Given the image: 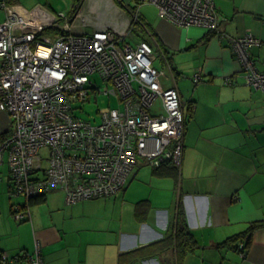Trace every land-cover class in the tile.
<instances>
[{
    "label": "crops",
    "instance_id": "1",
    "mask_svg": "<svg viewBox=\"0 0 264 264\" xmlns=\"http://www.w3.org/2000/svg\"><path fill=\"white\" fill-rule=\"evenodd\" d=\"M4 1L17 12L43 18L55 13L47 7H71L70 12L73 7V0ZM133 1L80 0L79 9L69 16L71 30L106 28L124 34L125 42L127 37L133 44L148 42L160 60L159 69L171 68V75L165 70L161 86L177 88L188 117L177 172L159 175L139 160L115 197L69 205L59 189L28 199L13 197L8 170L5 177L0 175V253L31 254L38 242L45 264H117L120 253L162 239L180 212L195 241L193 251L178 260L171 248L134 264H264V93L246 84L230 44L247 33L257 38L260 45L250 53L257 71L264 73V0H213L219 19L216 34L176 27L159 20L153 6L142 5L137 7L144 25L139 35L129 27ZM107 8H123L128 17L111 26L100 15ZM5 16L1 8L0 24ZM196 73L202 81L193 84ZM9 126V116L0 111V140L9 134ZM140 201L146 203L145 210L136 216ZM11 204H25L23 221L13 218ZM252 224L256 227L248 246L244 239L235 243L243 252L218 247ZM12 264L26 263L21 258Z\"/></svg>",
    "mask_w": 264,
    "mask_h": 264
},
{
    "label": "built area",
    "instance_id": "2",
    "mask_svg": "<svg viewBox=\"0 0 264 264\" xmlns=\"http://www.w3.org/2000/svg\"><path fill=\"white\" fill-rule=\"evenodd\" d=\"M139 2L176 27L218 32L213 0ZM0 8L6 12L0 24V111L10 119L9 134L0 140V163L7 161L12 194L28 199L59 189L70 205L113 197L139 160L151 168L179 167L186 115L177 88L161 86L171 68H156L148 42L127 43L124 34L106 28L73 33L70 14L62 12L43 18L3 3ZM137 13V7L129 13L131 22ZM230 44L246 84L264 93V73L250 53L260 41L247 33ZM200 81V74L192 76L193 84ZM101 95L118 106L100 111L98 122L81 119L83 104ZM12 216L20 222L27 215L14 206ZM21 258L45 264L38 242L31 254L0 253V264Z\"/></svg>",
    "mask_w": 264,
    "mask_h": 264
},
{
    "label": "trees",
    "instance_id": "3",
    "mask_svg": "<svg viewBox=\"0 0 264 264\" xmlns=\"http://www.w3.org/2000/svg\"><path fill=\"white\" fill-rule=\"evenodd\" d=\"M3 1L4 0L0 1V3H3ZM79 2H80V0H73V7H72V11L70 12V15L75 13V11H77L79 9V7H78ZM134 4L136 5V7L146 5L144 3L139 2V0H135ZM143 26L144 25L141 21L139 14H138L136 21L131 22L132 34L133 35L136 34L137 30L142 31ZM201 81H202V77H201ZM87 103H90V100ZM87 103H85V104H87ZM81 108H83V106ZM81 113H83V110ZM187 119H188V117L186 116L185 117V127H186ZM168 165H170V166H168ZM136 167H135V169H136ZM152 169L155 173H158L159 175H163V176H173L178 170L177 167H174L169 163H163L160 167H156V168H152ZM129 179H130V176H129L126 184L124 185L123 189L126 187ZM121 191L116 193L113 197L118 195ZM11 195L13 197H22L21 195H14L12 193H11ZM38 196H42V195L39 194L35 197H38ZM99 199H105V198H99ZM41 200H42V198H39L37 200L35 199L33 202H39ZM145 204L146 203L144 201H140V202L135 204V215L136 216H140V214H142L144 212ZM14 206H19L21 209L26 210L25 204H23L22 206H20L18 204H11V214H12V209ZM177 219L178 220L175 222V224H173L171 231H169V233L167 232L164 235V237L162 239H160L158 242L148 244L146 246L133 249L131 251L120 253L118 258H117V264H134L135 262H137L139 260L152 258L155 255L163 254L164 251L166 252V251L170 250L171 248L175 249V251L177 252L178 260H181V258L184 254L192 252L193 248H195V246H194L195 241H194L191 233L187 229L186 225L184 224L182 214L180 212H179V216ZM255 227H256V224L250 225V227L248 228L247 231H245L239 235H235V236L228 238L222 244H219L218 247L219 248L228 247L231 249L237 248V251L243 252L244 247L242 246L241 248H239V246L235 245V243H237V241H239V239H244L243 244H245V246H248L249 241H250V238H249L250 237V231L253 230Z\"/></svg>",
    "mask_w": 264,
    "mask_h": 264
},
{
    "label": "rangeland",
    "instance_id": "4",
    "mask_svg": "<svg viewBox=\"0 0 264 264\" xmlns=\"http://www.w3.org/2000/svg\"><path fill=\"white\" fill-rule=\"evenodd\" d=\"M133 3L134 1L132 2V5H134ZM47 9L52 13L55 12L53 14H58L61 12L64 14H68L70 12L71 7H47ZM104 11L105 12L100 14L102 15V20L104 23L107 22L111 26H112L113 21L120 22L121 19H127L128 17L126 10H124L123 8H120V9L119 8H107V9H104ZM150 12L155 15L154 10L151 8L149 9V13ZM86 31L90 32L91 29L88 28ZM141 32L142 31L137 30V33L134 35H139L141 34ZM130 41H132L131 38L127 37L126 42L129 43ZM159 61L160 60L157 59V61L154 63L157 69H159V67L157 66ZM93 80L98 87L103 88V84L100 83V81L98 80L96 76L93 77ZM107 106L117 107L118 106L117 100L115 98H107L106 96L101 95L95 100L90 99V103L83 105V108H82L83 113L78 112L77 115L83 120H86L89 122H93L94 120L95 122H98L99 121L98 113L104 110ZM3 163L0 166V175L5 177L8 174V168H7L5 159Z\"/></svg>",
    "mask_w": 264,
    "mask_h": 264
}]
</instances>
